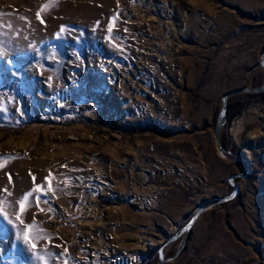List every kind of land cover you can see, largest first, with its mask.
Instances as JSON below:
<instances>
[{
  "label": "rangeland",
  "instance_id": "rangeland-1",
  "mask_svg": "<svg viewBox=\"0 0 264 264\" xmlns=\"http://www.w3.org/2000/svg\"><path fill=\"white\" fill-rule=\"evenodd\" d=\"M263 49L264 0H0V264H264V90L214 141Z\"/></svg>",
  "mask_w": 264,
  "mask_h": 264
},
{
  "label": "water",
  "instance_id": "water-1",
  "mask_svg": "<svg viewBox=\"0 0 264 264\" xmlns=\"http://www.w3.org/2000/svg\"><path fill=\"white\" fill-rule=\"evenodd\" d=\"M264 49L261 50V52L259 53V56H258V62H259V65L262 69V72H263V80L262 82L260 83L259 86L257 87H254V88H247V87H235V88H231L229 90H226L225 92L222 93L221 95V98H220V109H219V112L217 114V117H216V122H215V127H214V141H215V144H216V147H217V150L218 152L221 154V155H225L224 152L225 150L220 146V143H219V136H218V133H219V129H220V126H221V122H222V118H223V114H224V110H225V103H226V96L229 95V94H232V93H235V92H244V93H256V92H260L262 90H264ZM237 157H232V159H236ZM245 174L244 172H239V173H235L234 176H237V177H243ZM228 182L229 184L232 186V190L224 195V196H220V197H216V198H213L216 200V202H223L225 200H227L228 198H230L234 192L236 191V184L234 183V180L231 178V176H228ZM208 200H204L202 201L195 209L194 213L192 214V216L190 217V219L187 221V223L180 229L181 231H185L186 228L190 227L191 223L194 221L195 217L201 212L203 211L205 208H206V203ZM175 237V234L172 235L170 237V239L174 238ZM162 254H161V250L160 248L158 249V261L154 264H160L162 262Z\"/></svg>",
  "mask_w": 264,
  "mask_h": 264
},
{
  "label": "snow or ice",
  "instance_id": "snow-or-ice-1",
  "mask_svg": "<svg viewBox=\"0 0 264 264\" xmlns=\"http://www.w3.org/2000/svg\"><path fill=\"white\" fill-rule=\"evenodd\" d=\"M38 15H39V14H38ZM41 22L43 23V21H41ZM108 30H109V32H111V31H112V28L109 27ZM63 31H64V29L61 28V32H63ZM11 62H13V61H10V63H11ZM19 111L22 113V106H21V108L19 109ZM9 179H11V176H9ZM33 179L35 180V177H33ZM36 191L42 193V188H37ZM30 195H31V193H29L28 195H26V196L24 197V199L27 200V199H28V196H30ZM42 195H44V194L42 193ZM36 199H37V203H39L41 197L38 196ZM20 210H21V212L25 211V206H24L23 204H21V206H20ZM25 239L27 240V237H26ZM33 247H35V245H33Z\"/></svg>",
  "mask_w": 264,
  "mask_h": 264
},
{
  "label": "bare ground",
  "instance_id": "bare-ground-1",
  "mask_svg": "<svg viewBox=\"0 0 264 264\" xmlns=\"http://www.w3.org/2000/svg\"><path fill=\"white\" fill-rule=\"evenodd\" d=\"M263 58H264V57H263ZM229 156H230V158H231V157H234L233 155H229Z\"/></svg>",
  "mask_w": 264,
  "mask_h": 264
}]
</instances>
